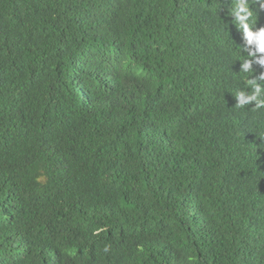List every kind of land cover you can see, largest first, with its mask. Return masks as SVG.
<instances>
[{
  "label": "trees",
  "instance_id": "1",
  "mask_svg": "<svg viewBox=\"0 0 264 264\" xmlns=\"http://www.w3.org/2000/svg\"><path fill=\"white\" fill-rule=\"evenodd\" d=\"M230 2L0 0V264H264Z\"/></svg>",
  "mask_w": 264,
  "mask_h": 264
},
{
  "label": "clouds",
  "instance_id": "2",
  "mask_svg": "<svg viewBox=\"0 0 264 264\" xmlns=\"http://www.w3.org/2000/svg\"><path fill=\"white\" fill-rule=\"evenodd\" d=\"M227 2V0H226ZM264 9V0H231L229 15L243 34L244 43L239 46L241 71L246 75L245 87L234 93L237 103L235 108L244 109L254 102L253 110L264 109V71L255 75L257 69L254 64L264 68V27H257L258 12L252 5ZM241 52H246L242 55ZM264 138V132L260 133ZM107 251V249H105Z\"/></svg>",
  "mask_w": 264,
  "mask_h": 264
}]
</instances>
